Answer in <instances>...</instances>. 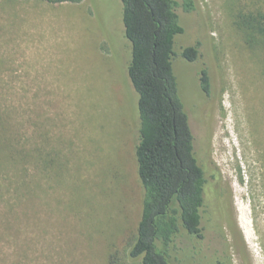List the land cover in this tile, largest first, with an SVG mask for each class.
<instances>
[{
    "label": "rangeland",
    "instance_id": "374dc122",
    "mask_svg": "<svg viewBox=\"0 0 264 264\" xmlns=\"http://www.w3.org/2000/svg\"><path fill=\"white\" fill-rule=\"evenodd\" d=\"M176 1L173 67L208 180L203 246L224 264H264V45L240 23L264 0ZM122 7L0 0V115L36 159L0 164V264H110L112 253L141 264L127 258L144 189ZM174 250L171 264H211L184 233Z\"/></svg>",
    "mask_w": 264,
    "mask_h": 264
},
{
    "label": "trees",
    "instance_id": "16d2710c",
    "mask_svg": "<svg viewBox=\"0 0 264 264\" xmlns=\"http://www.w3.org/2000/svg\"><path fill=\"white\" fill-rule=\"evenodd\" d=\"M48 4H81L85 0H41ZM122 22L131 46L128 75L138 95L139 116L136 160L144 189L137 235L127 258L141 264H171L176 239L182 233L192 239L204 234L202 209L208 180L196 149V136L174 71L176 38L184 29L176 0H119ZM195 9L193 0L182 4ZM248 40L264 45V11L240 15ZM253 42V41H252ZM182 57L193 62L196 46ZM203 90L211 88L206 71L201 74ZM9 116L0 115V164L21 167L35 162L25 148L11 141ZM222 228V226H221ZM110 264H123L122 257L110 255Z\"/></svg>",
    "mask_w": 264,
    "mask_h": 264
},
{
    "label": "flooded vegetation",
    "instance_id": "af4514ba",
    "mask_svg": "<svg viewBox=\"0 0 264 264\" xmlns=\"http://www.w3.org/2000/svg\"><path fill=\"white\" fill-rule=\"evenodd\" d=\"M201 81V80H200ZM203 89V88H202ZM205 92V91H204ZM206 93V92H205ZM209 93V92H208ZM208 93H206V94H208ZM209 95V94H208ZM206 231L204 230L203 231V234H204V236H203V238H201V239H195V241H196V249H197V252L199 253H202V252H204V255H202V259L204 260V261H206V262H208V260L210 261V263L211 264H224V260H226L227 258H225L224 260L222 259V258H219V257H217L216 259H213V254L214 253H217L218 254V247H217V250L216 251H214V250H208L207 249V247H204L203 246V242L207 239V232L205 233ZM224 247H225V244H224ZM206 250H208V251H206ZM227 249H228V247H225V252L227 253ZM207 256V257H206Z\"/></svg>",
    "mask_w": 264,
    "mask_h": 264
},
{
    "label": "bare ground",
    "instance_id": "6f19581e",
    "mask_svg": "<svg viewBox=\"0 0 264 264\" xmlns=\"http://www.w3.org/2000/svg\"><path fill=\"white\" fill-rule=\"evenodd\" d=\"M230 105V104H229Z\"/></svg>",
    "mask_w": 264,
    "mask_h": 264
}]
</instances>
